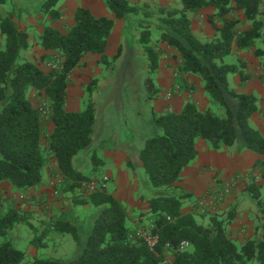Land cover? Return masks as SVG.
I'll use <instances>...</instances> for the list:
<instances>
[{
    "label": "trees",
    "instance_id": "obj_1",
    "mask_svg": "<svg viewBox=\"0 0 264 264\" xmlns=\"http://www.w3.org/2000/svg\"><path fill=\"white\" fill-rule=\"evenodd\" d=\"M104 1L118 20L140 16V8L129 0ZM180 1V10H160L164 17L156 28L158 42L179 52L180 72L200 77L207 96L225 115L201 111L194 102H188L180 113L171 112L152 120L153 135L145 142L139 157L150 191V232L158 238L154 249L136 236L125 204L105 188L95 192L83 190L91 179L75 168V158L93 144L98 115L94 102L82 112L66 110L70 76L87 54L101 55V63L110 64L106 49L115 20L97 18L88 9L79 7L74 26L62 33L46 22L47 18H62L59 9L62 0H43L38 13L45 28L38 44L63 59L61 67L44 72L38 64L23 59L22 53L30 46L29 35L19 30L12 14L0 15V33L5 42L4 50L0 51V183L9 181L23 191L37 187L43 181V170L51 153L64 178V191L80 190L84 196L77 203L89 204L100 211L77 258L69 262L36 258L31 264H264V160L254 166V171L262 175L263 185L252 184L247 189L260 211L262 225L256 231L260 239H250L242 245L236 243L228 229L238 215L234 209L228 217L212 215L209 223L204 224L196 214L184 213V201L189 195L177 185L199 156V140L206 141L215 151L239 144L243 150L264 157V134L250 123L260 111L258 100L253 95L238 93L229 84L230 75L240 73L242 82L250 77L237 65L225 62L234 48L254 50L257 41L264 38V0ZM4 3L5 0H0V6ZM205 8L215 9L223 24L220 28L213 25L217 35L208 42L195 36L189 17ZM235 11H242L251 23L250 28L238 29L239 19L232 15ZM149 28L141 32L140 43L149 61L144 87L148 100H154L160 92L154 79L159 52L151 44ZM120 54L121 50L116 59ZM255 56L264 58V50H256ZM32 89L50 103L47 108L55 130L48 147L43 144L45 115L30 100ZM22 222L17 209L10 208L0 215V264L25 262L26 254L8 239L24 225ZM52 228L55 233L70 234L81 243L74 224L56 220ZM183 243H188L189 248H183Z\"/></svg>",
    "mask_w": 264,
    "mask_h": 264
},
{
    "label": "crops",
    "instance_id": "obj_2",
    "mask_svg": "<svg viewBox=\"0 0 264 264\" xmlns=\"http://www.w3.org/2000/svg\"><path fill=\"white\" fill-rule=\"evenodd\" d=\"M28 1L29 0H27V5L30 4ZM7 2L8 1L5 0V3L0 6V13H6V11H4V7L5 5H7ZM129 2L131 5L140 8V16L133 17L130 20H118L116 19L115 15L108 10L104 0H65L59 7L62 18L59 20H51L47 18V25L60 30L62 33H67L75 24V13L79 7L88 9L97 18L104 17L115 20V26L110 35L108 47L106 49V57H108L110 63L112 62V60L116 59L120 50L122 52L123 44H128V52L130 54L132 52L133 54L138 52L140 57L143 56V49L140 43L141 32H143L146 27L150 26L149 31L151 32V44L155 46L156 50H158L159 52V65L154 74V79L160 92L154 100L147 99V93L144 87L147 68H142L141 70L140 67V70H138L136 62L132 60L130 61V63L126 64L128 65V67L131 66L132 68H134V70L136 69L138 71L137 73L129 75V78L126 79L129 80L128 84L125 86L131 85L132 81H135L137 83L139 88L137 90H131L132 95L130 97H126V99L129 101L130 99L135 100L136 98H145L144 103L148 107L149 113L148 110H144L143 113L150 116L149 119L151 122L154 117H159L171 112L180 113L188 102L198 103L200 97H207L204 83L200 77L193 74H184L180 72L181 60L179 52L166 43L158 42L159 33L158 31H156V28L160 24L161 19H163L164 17L162 14H160V10H180L182 8L181 1L129 0ZM19 4L22 3L18 2L17 6H19ZM8 12L6 15L10 13ZM216 13L217 11L213 8H205L198 14L191 13L189 15L192 23L193 33L200 41H211L217 35V32L214 30L215 28L213 25L217 24L216 27L218 28H220L221 25L216 22V20H220ZM239 14L241 15V20L245 22L246 18L244 17L242 11H239ZM18 18V16L13 15V19L17 23L19 30L25 31L29 35L30 42L29 48L22 53L23 59L38 64L44 72H49L50 65H55L56 63H60L58 66L61 67L63 59L56 53L43 50L38 44L39 37L43 33L45 26H40L36 20H41L42 16L40 14H33L31 16L24 15L20 19ZM131 22L132 24L130 26L129 24ZM246 22L248 21L246 20ZM128 30L132 33L129 37H126ZM134 34L136 35L134 36ZM134 37L135 41H137V45L133 44ZM262 41H264V38L257 41V46L254 50H238L237 48H234L232 55L227 57L228 60H226L227 58L225 59L226 63L237 65L238 67H240V70L245 73V75H248L250 77V79L246 82H242L240 73L230 75V87L238 93L253 95L256 98H258V95L256 94L257 91L264 95V84L262 83V79H264V58L258 59L255 56L256 50H264V42ZM4 44V37L0 33V51L4 50ZM144 57V66H147V63L149 61L147 60L146 56ZM101 59L102 56L98 54L91 53L85 55L80 65L72 72L70 76V84L67 90L66 103V110L68 112H82L89 104L88 100L90 99V95L88 94V91L90 90L91 93H93V100L95 101V105L97 108L98 118L94 129L93 144L88 150L84 151V153L86 154V156H88L89 153H92L94 157H96L94 151L97 147L101 148V142L106 139L104 131V117L106 116L105 108L103 106H100V104L102 103V101L115 96L122 98L121 92L113 91V83L116 81L110 71L111 65L107 66L102 64ZM118 59L120 58H117V60ZM126 64L123 65L126 66ZM53 67L57 68V65ZM259 69L261 74H263V77H259ZM93 82L96 83V88L95 86H93L89 89L88 87L92 85ZM29 97L37 107H40L44 104L49 106L50 104L49 101L44 99V97L38 96L37 92L33 89L30 90ZM259 106L262 109L264 108V104L261 102L259 103ZM141 111H143V109L139 110L137 113L140 115L142 114ZM260 113H256L252 117L250 123L254 128L259 129L264 134L263 128L260 126L257 127L254 124V121L260 122L258 118V116H260ZM262 114H264V111ZM54 130L55 124L50 120L49 113L45 116L44 123L45 135L43 138V144L45 147H48L49 137L52 135ZM144 139L146 141L148 140L145 137ZM200 141L203 140L198 141L197 148ZM198 151L200 154L199 148ZM114 152L115 154L107 153L103 157L97 156L96 158L99 160L98 162H100V164H103L105 165V167H107L106 174L115 176V178L113 179H115L119 184L122 185V190L119 189V187H113L111 191H108V193L112 194L116 199L122 202V204H126L128 206L129 204H132L130 202V199L134 202L137 190L135 188H132V195L130 194L128 198H125L124 195H122L118 190L124 191V187H131L130 184H132V178L130 177L128 170L124 169V166L130 162L132 153L128 150L124 152L121 150H115ZM48 155V163L43 170V181L40 185L28 191H23L14 188L9 181H4L0 183V195L9 196L11 194L16 196L17 200L21 202L20 205H17V208H21L25 212H29V214L32 215H35L34 212L39 215L40 210H37L35 208L34 201L42 198L48 191V189H51L53 185L61 182V179L63 178L56 159L52 156L51 153H49ZM104 159H108L109 161L105 162ZM259 160H264V157L246 149L242 150L241 152H236L234 147H225L219 151H212V167L218 172L217 178L219 180H223L224 183L229 182L228 177L234 174V170H240L242 172L253 171L255 164ZM190 168L191 165L184 171L181 181L177 183V185L179 187H184L185 190L188 191V193L194 194L195 196H193V198L195 202L199 203V200L206 196L208 185H204L205 183H203V180H198L201 173L196 177H191L192 173L189 171ZM80 172L84 174V172ZM142 174L144 175L143 171ZM126 180L128 184H125ZM214 184L215 185L212 186V195H214V193L218 191V188L221 189L219 191L224 190L223 185H219L216 182ZM245 190L246 185H242V188L238 186V188L235 190L231 189L228 192V195L225 196L223 201H221L219 204H216V206L218 205L216 210H212L213 212H218L220 208L227 210L230 207H234V205H238V215L236 216L235 221L232 222V224L229 226V230L232 232V236L236 243L241 245L250 239H260V236H258V234L256 235V231H254L255 227L251 220V217L253 218V214H251L249 210L252 207V202L244 198ZM20 198H23V201ZM136 199L137 198H135V201ZM142 200L143 199H141L140 197L139 200L134 202L132 206L133 208H131V210L135 211L136 209H140V203H142ZM144 202V210H146L145 214H148L150 207L149 204L147 205L148 201ZM194 205H196V203L190 205V207L185 208L184 213H193ZM45 215H47V213H45ZM61 221L70 222L74 224L78 228V230H80L79 222L75 223L74 221H72V219L68 218L61 219ZM51 224L48 227H51ZM132 226L134 229L136 228V225L134 223L132 224ZM91 230L92 223L87 225V236L90 234ZM33 261H31L30 263L26 262L25 264H31Z\"/></svg>",
    "mask_w": 264,
    "mask_h": 264
},
{
    "label": "rangeland",
    "instance_id": "obj_3",
    "mask_svg": "<svg viewBox=\"0 0 264 264\" xmlns=\"http://www.w3.org/2000/svg\"><path fill=\"white\" fill-rule=\"evenodd\" d=\"M7 1H8L6 3L7 5H5L4 7V11H6V13L1 12L0 15L6 16L7 12L9 11L10 12V13L8 12L9 14L16 15L19 17L18 19H20L24 15L27 16L28 15L31 16L33 14L38 15L39 6L43 0H29L28 1L30 3L29 5H27V0L26 1L7 0ZM64 1L65 0H62L59 7ZM18 2H21L22 4H19V6H17ZM232 15L235 19H239L238 29L240 31H244L250 28L251 23L246 22L245 19H244L245 22L242 21L240 18L241 15L239 14V11L233 12ZM36 21L40 26L41 25L45 26L44 23H42L43 17L41 20H36ZM216 22L219 23V25L221 26L223 25L221 19L216 20ZM131 24L132 22L129 25L131 26ZM214 30L217 32L216 29ZM131 33H132L131 31H128L126 37H129ZM135 35L136 34H134V36ZM133 44L137 45V41H135V37ZM142 53L144 54L143 51ZM144 56L145 55L140 57L138 52H136L135 54H133L132 52L130 54L128 52V44H123L121 56L119 57L120 59L118 60L114 59L112 60L111 63L109 61L110 64L107 66L111 65L110 71L113 74V77L116 81L113 83L114 85L113 91L121 92L122 98L115 96L112 98H108L105 101H102V103L100 104V106H103L105 108L106 116L104 117V123H105L104 131H105L106 139H104L101 142L102 147L101 148L97 147L96 150L94 151L96 157L97 156L103 157L107 153L115 154L114 152L115 150H121L123 152L126 150L130 151L132 153L131 160L127 165L124 166V169L128 170V173L132 178L131 179L132 184H130L131 187H124V191H121L122 185L119 184L115 179H113L115 178V176H110V174L108 175L106 174L107 167H105V165L103 164H100V162H98L99 160L96 157H94L92 153H89L88 156H86V154L82 152L75 158L74 161L75 168L77 170L84 172L86 176L90 177L91 179L90 182L96 181V183L100 188H105V190L111 191L113 187H119V189L121 190L118 191H120L125 198H128L130 196L132 192L131 191L132 188H135L137 190L136 191L137 193L135 195V198H137L136 201L139 200L140 197L141 199H143L142 203H140L141 204L140 209H136L135 211L131 210V208H133L132 206L134 202H136L135 198H134V202L130 199V202L132 204H129L128 206L125 204L128 214L130 213L129 219L131 220V223L132 224L134 223L136 225V228L134 229L135 233L139 231H144L146 233H149L151 229L150 228L151 221L149 219L150 216L149 214H145L146 210H144L145 209L144 201H148V198L150 197V191L147 185V177L143 170L139 153L143 149L146 142L144 137L146 139H149L153 135L154 128L152 126V122L149 119L150 116L143 113L144 110L145 111L148 110V107L144 103L145 98L143 99L136 98L135 100L130 99L129 101L126 99V97H130L132 95L131 90H137L139 88L137 83L135 81H132L131 85L128 86L125 85L128 84L129 80L126 79L129 78V75L133 73H137V71L140 70L139 69L140 67L141 70L142 68L143 69L147 68L146 72H148L149 62L147 63V66L146 65L144 66V62H145ZM131 60L136 62L138 70L136 69L134 70V68H132L131 66L128 67L126 63H130ZM226 60H228V58ZM59 64L60 63L55 64L57 65V68L60 67L58 66ZM123 64H126V66ZM55 65H50L49 69L50 70L55 69L53 67ZM258 75L259 77H263V74H261L260 69L258 70ZM263 81L264 79H262V83L264 84ZM95 84L96 83L94 82L92 83V85L95 86L96 88ZM88 94L90 95V99L88 100V103L90 102L95 103V101L93 100L94 98L93 93H91V91L89 90ZM256 94L258 95L257 98L258 105L260 102L264 104V95H262L258 91L256 92ZM195 104L199 107L201 111L212 110L215 114H218L221 117L225 115L224 110L220 106L213 104L208 96L200 97L198 103ZM44 107H49V106L44 104L40 106V109ZM141 109H143V111H141L142 114L139 115L137 112ZM263 111L264 108L263 109L260 108L259 113L260 112L263 113ZM49 113L50 112L43 115L46 116ZM262 113H260V116H258L260 122L254 121V124L257 127L258 126L262 127L264 130V114ZM203 141H200L198 144L200 154L198 158L191 164V168L189 171L192 173L191 177L193 176L196 177L201 173L198 180L199 181L203 180V183H205L204 185H208L207 186L208 190L206 192V196H204V198H201L198 203L195 202L193 198V196H195L194 194L188 193V191H186L184 187H181L189 195V198L185 199L184 201V210L185 208L190 207V205L196 203V205L193 206L194 207L193 213L196 214L199 221L203 222L204 224L209 223V218L212 215H218L223 218H226L233 209L238 214V205H234V207L232 208L230 207L227 210L223 208L221 209L220 208L221 206L219 205L220 210L218 212L212 211V210H216V208L218 207V205L216 206L217 203L215 204L209 203L212 201V186L215 185L214 183L216 182L219 185H223L224 190L226 191L228 190L229 192L231 189L232 190L237 189L238 186L242 188V185H246L244 198L252 202V207L249 210L250 213L253 214V218L251 216L250 217L255 227L254 231H257V229L260 228L262 225V222L260 220L261 215L256 205L257 202L251 198L247 189L252 184L263 185L262 175L259 174L260 172L258 170L254 171V169L251 172L250 171L242 172L240 170H234V174L228 177L229 182L224 183L223 180H219L217 178L218 172L212 167L213 149L206 141L204 142ZM234 149L236 152H241L243 150L239 144L235 145ZM104 161L108 162L109 160L104 159ZM142 171L144 172V175L142 174ZM104 177H107L108 181L103 182ZM63 180L64 178H62L61 182H59L58 184L53 185L51 189H48V191L45 193V195L42 198L34 201L35 208L37 210H40L39 215H37L36 212H34L35 215H32L29 214V212H25L21 208H17V205H20L21 202L17 200L16 196L11 194L9 196L0 195V215L6 214L8 209L13 208L19 210L20 215L23 217L22 223L24 225L15 229L12 232V234L9 235L8 237V239L12 242L15 248L23 251L26 254V260L23 264H25L26 262L30 263L36 258L37 259L55 258L69 262L74 258H77V256H79V254L82 252V243L87 238L86 235L87 225L92 223L93 226V222L99 215L100 211L89 204L83 205V204H79V202L77 203V201H80L83 198L84 194L80 190H77L76 192L74 191V192L66 193L63 189ZM112 184L115 186H113ZM125 184H128L127 180L125 181ZM128 189L130 192L128 191ZM218 190L221 189L218 188ZM55 191L59 192L58 197L54 195ZM20 199L23 201L22 198ZM263 200H264V195H263ZM201 203H204V205H202ZM148 204L149 203L147 202V205ZM45 213H47V215H45ZM203 214L205 215L204 218L201 217ZM67 218L72 219V221H74L75 223L79 222V226L81 230V231L79 230V233L81 234V243H77L74 240L73 236L70 234L60 236L61 234L59 235L53 232L52 226L48 227L50 226L51 223H52L51 225H53V223L56 220L67 219ZM169 259L171 258L169 257ZM169 259L168 262L170 261Z\"/></svg>",
    "mask_w": 264,
    "mask_h": 264
},
{
    "label": "built area",
    "instance_id": "obj_4",
    "mask_svg": "<svg viewBox=\"0 0 264 264\" xmlns=\"http://www.w3.org/2000/svg\"><path fill=\"white\" fill-rule=\"evenodd\" d=\"M41 111L43 112V114H47L48 112H50V110L47 107L42 108ZM106 181H108V178L104 177L103 182H106ZM84 189L88 190L90 192H95L98 189H100V187L94 181V182H91V183L84 184L83 190ZM227 193H228V190L227 191L226 190H222V191L218 190V191H216L214 193V195H212V201L209 202V203L215 204V203H219V202L223 201V199L225 198ZM54 195L58 197L59 196V192L55 191ZM201 204L204 205V203H201ZM136 236L139 237V238L144 239L146 241V243L148 244V246L150 248H152V249H154L155 246L158 243V238L156 236L152 235L151 232L146 233L144 231H139V232L136 233ZM182 247L187 249V248H189V244L188 243H183Z\"/></svg>",
    "mask_w": 264,
    "mask_h": 264
}]
</instances>
